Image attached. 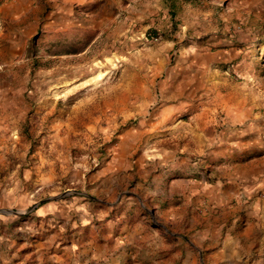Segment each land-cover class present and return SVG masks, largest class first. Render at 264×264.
<instances>
[{"label":"rangeland","instance_id":"rangeland-1","mask_svg":"<svg viewBox=\"0 0 264 264\" xmlns=\"http://www.w3.org/2000/svg\"><path fill=\"white\" fill-rule=\"evenodd\" d=\"M261 201L264 0H0V264H138Z\"/></svg>","mask_w":264,"mask_h":264},{"label":"crops","instance_id":"crops-1","mask_svg":"<svg viewBox=\"0 0 264 264\" xmlns=\"http://www.w3.org/2000/svg\"><path fill=\"white\" fill-rule=\"evenodd\" d=\"M248 208L242 215H234L228 225L205 229L196 224L190 236L184 223L183 228L171 216L172 226H179L177 231L159 234L154 230L150 236L143 233L141 237L146 239L139 237L140 253L152 256L141 255L138 264H264V201Z\"/></svg>","mask_w":264,"mask_h":264},{"label":"water","instance_id":"water-1","mask_svg":"<svg viewBox=\"0 0 264 264\" xmlns=\"http://www.w3.org/2000/svg\"><path fill=\"white\" fill-rule=\"evenodd\" d=\"M0 213H3V214H4V213H5V211H0Z\"/></svg>","mask_w":264,"mask_h":264}]
</instances>
